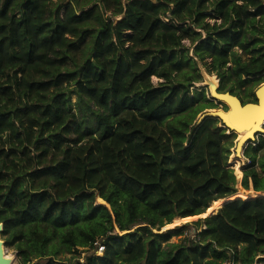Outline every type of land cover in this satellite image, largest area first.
Masks as SVG:
<instances>
[{"label": "trees", "instance_id": "16d2710c", "mask_svg": "<svg viewBox=\"0 0 264 264\" xmlns=\"http://www.w3.org/2000/svg\"><path fill=\"white\" fill-rule=\"evenodd\" d=\"M197 60L221 91L249 98L264 80V0H0V222L20 264H68L62 255L95 242L103 254L71 264L264 254V134L243 154L241 184L253 192L238 191L235 132L196 120L214 107L190 90L202 81ZM227 200L180 243L163 245L188 224L153 230Z\"/></svg>", "mask_w": 264, "mask_h": 264}, {"label": "rangeland", "instance_id": "374dc122", "mask_svg": "<svg viewBox=\"0 0 264 264\" xmlns=\"http://www.w3.org/2000/svg\"><path fill=\"white\" fill-rule=\"evenodd\" d=\"M99 5L101 6V4H99ZM101 9H102V14L105 17L110 16V19L111 18H114L115 20H118L121 17L120 15H118V16L117 15H112L111 11L104 10L103 6H101ZM65 10H66L65 6H61L60 13L63 14L65 12ZM168 15L169 14H167L166 16H162V19L164 21H168L169 20L167 18ZM210 21L213 23L214 20H210ZM199 32H200V35L201 36H205L206 35V33L202 29H199ZM127 34H129V33L128 32H125V35H127ZM184 45L188 48L189 54L193 56V47H194L195 43L187 39V40H184ZM237 51L239 53H242L241 50H239V49H237ZM243 57L246 58L245 55H243ZM197 61H198L197 62L198 63V68L201 70L202 81L195 82L194 85L191 86V89L190 90L192 92H194L196 90H204L206 96L208 98H210L212 100L213 104H214V107L213 108H207V109H205L204 111H202L198 115V117L196 119L198 121V120H200L202 118V116L204 115V113H206L207 110H209V109H217L218 111H226V110H228L229 105H228V103L223 102L221 100L212 99L211 91H210V86H209V84L207 85V83H208L207 80H211L210 82H212V84L218 83L219 88H220V80L221 79H220V77H218V75L216 74V72L209 71L207 69L206 65H204V62L199 61V60H197ZM204 75H206V79L207 80H205V76ZM162 80H163L162 78H159L157 76H152V82H153V84L155 86H158ZM262 83H264V80H263ZM262 83L253 86V88L248 92L249 93V98H246L245 97V93H244L243 90L237 91V93H238L237 96H239L242 99L243 102H255L256 101L255 91H256V89ZM70 99H71V102L73 104V111L76 112L77 114L81 115V113H82L81 112V109H79V106L77 104V101H78V95H77V93H75V92L70 93ZM91 106H92V104H91ZM94 107H95V105L92 106V108H94ZM85 109H86L85 110V113L88 114L90 112V109H87V108H85ZM217 119H218L217 121L219 122V125L221 126L222 125L221 119H219V118H217ZM234 136H235L234 137V144L236 145L237 144V141L239 139V134H238L237 131H235ZM258 136H260V135H257L256 136V139H257ZM85 140L86 141H84V144L87 143V142H89L90 138L87 137ZM231 150H232V154L230 156L229 162L232 163V166H233V168L235 170V173L237 175V179H238V183H237L238 191L240 190L243 193L244 192H253V189L252 188H250V190H245V188L241 184L242 183V177H243V173H242V170H241V166L243 165V163L246 162L245 159H244V156H242V155L241 156H238V154L236 152L235 146ZM56 155L57 156H60V152H56ZM50 157H51V154L49 153L48 154V158H50ZM239 171L241 172V174L238 173ZM37 180H38V178L36 177V181ZM47 180H49L51 182V179H47ZM82 186H85V180L83 178L81 179V188H82ZM97 191H98L97 193L94 192L95 197H96V202L102 203L101 200H100V198H99V190L97 189ZM197 219H198V217H196V218H189L188 220H187V218H183V219L182 218H175L173 220V222H170V223L165 224L161 229H159V228L156 227V228H153V230L155 232H159V231H164V230H166L168 228H173V227H175L177 225L188 224L189 227L186 229V231L184 232V234H180V235H176L175 234V235H173L168 241L164 242L163 245L166 246L167 243H169V242H172V243H180L183 240V238L186 235L190 234V231L193 230L194 226L192 224V221L193 220H197ZM1 237L4 240L2 234H1ZM4 242H5V240H4ZM4 249H5V254L6 255H9L10 258H11L10 264H20L19 259L17 257V250H16V248H15L14 245H10V244L7 245V244H5L4 245ZM91 252L92 253H95L96 255L103 254V253H99L98 250H94V248L80 247V248H78V250H72L70 253H66V254L62 255L61 258H62L63 261H66L68 264L74 263L77 259H79L81 262H83L85 260L86 255H88ZM242 253H243L242 252V247H239V252L237 253V256L234 255V253H232V255H234L236 257H239V259L236 261V258L232 257V258L228 259L225 264H240V259L243 256ZM29 264H34V263H29ZM252 264H264V254H258L255 257V259H254V263H252Z\"/></svg>", "mask_w": 264, "mask_h": 264}, {"label": "water", "instance_id": "95a60500", "mask_svg": "<svg viewBox=\"0 0 264 264\" xmlns=\"http://www.w3.org/2000/svg\"><path fill=\"white\" fill-rule=\"evenodd\" d=\"M256 95V101L255 102H246L244 103L242 99L237 96L236 94H233L230 91H220L219 85H212L211 87V96L212 99H215V97L219 98L222 97L228 102L232 104V108L225 113L224 111H212V112H206L202 116V119L208 118V117H215L219 118L222 121V127L227 128L230 132H235L236 128L233 126H244L246 127V122H244L243 117H246L249 122H252L255 120V124L252 126V128L248 132V136L242 140L238 139L237 144L235 145L236 152L238 156H243L244 149L246 148L247 144L256 138L258 134H264V83H262L255 91ZM198 120V121H200ZM231 163V162H230ZM229 200L223 202L214 212L208 215H202V213L198 216V218H205L208 217L223 206L226 202ZM106 204V203H105ZM109 207V204H106ZM3 230V223L0 222V264H10V259L3 256V247L5 245L4 240L1 237Z\"/></svg>", "mask_w": 264, "mask_h": 264}, {"label": "bare ground", "instance_id": "6f19581e", "mask_svg": "<svg viewBox=\"0 0 264 264\" xmlns=\"http://www.w3.org/2000/svg\"><path fill=\"white\" fill-rule=\"evenodd\" d=\"M205 76V80H207L206 79V75H204ZM211 80H207V85L209 84V86H210V91H211V87H212V82H210ZM218 83H215L214 85H217ZM215 99H218V100H221V101H223V102H226V103H228V105H229V108H228V110H226V111H224L225 113H227L231 108H232V104L230 103V102H228V100H226V99H224V98H222V97H219V98H217V97H215ZM246 103V102H245ZM212 111H217V109H209V110H207L206 112H212ZM243 120H244V122H246V127H244V126H239V127H237V126H233V127H235L236 128V131L238 132V134H239V139H242V140H244L247 136H248V132H249V130L252 128V126L255 124V120L254 121H252V122H249V120L246 118V117H243ZM3 256L4 257H6V258H9L10 260H11V258H10V256L9 255H6L5 254V249H4V247H3ZM11 262V261H10Z\"/></svg>", "mask_w": 264, "mask_h": 264}, {"label": "built area", "instance_id": "2783aa9c", "mask_svg": "<svg viewBox=\"0 0 264 264\" xmlns=\"http://www.w3.org/2000/svg\"><path fill=\"white\" fill-rule=\"evenodd\" d=\"M259 135V134H258ZM244 156V155H243ZM244 159H245V163H247L248 162V160L244 157ZM245 163H243V164H245ZM232 164V163H231ZM233 167V166H232ZM95 245H97L98 246V248H97V250H98V252L99 253H103V251H104V245L103 244H101V243H99V242H95Z\"/></svg>", "mask_w": 264, "mask_h": 264}]
</instances>
